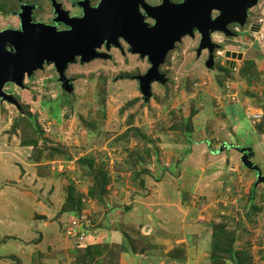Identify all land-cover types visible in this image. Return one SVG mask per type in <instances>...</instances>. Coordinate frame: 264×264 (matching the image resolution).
Returning <instances> with one entry per match:
<instances>
[{"label": "rangeland", "instance_id": "1", "mask_svg": "<svg viewBox=\"0 0 264 264\" xmlns=\"http://www.w3.org/2000/svg\"><path fill=\"white\" fill-rule=\"evenodd\" d=\"M29 1L38 4L36 16H47L50 0L24 2ZM59 1L68 5V0ZM17 9L16 0H0V30L11 21L12 25L17 24L18 19L10 14ZM248 13L263 25L260 33H243L240 43L229 41L225 35L226 40L216 43L218 51L231 48L241 53L242 58H236L233 69L220 68V63H224L222 57H215L213 62L207 55H196V40L182 34V40L159 67L164 81L153 80L147 95L142 93L137 76L144 74L150 64L146 57L130 52L126 44L118 48L110 46L106 51L101 49L104 57L85 62L77 58L68 64L61 88L56 84L57 74L52 64L25 75L20 87L6 85L4 89L13 93L20 109L6 101L0 103V118L10 123L4 126L7 129L3 133L19 132L20 140L27 138L21 144L38 136L43 143L32 144L35 148L32 156L45 148L53 154L55 208L60 206L58 200L63 205L71 184L77 194H82L84 211L87 214L90 210L93 217H90L91 232L102 225L96 223L99 217L96 218V207H100L101 213L103 209L107 212L106 202L110 200L116 205L118 201L120 209L116 211L122 216V205L139 203L143 209L150 208L152 216H157L161 227L156 226L155 230L158 227L162 239L169 242L176 237L189 239L179 241L173 250V255L182 256L185 264H211L212 257L218 264L240 261L264 264L261 162L253 156L250 158L251 147L240 146L243 139L229 142L223 139L219 133V128L223 132L222 125L211 115L207 121L210 111L206 114L208 108H215L220 118L223 107L229 118L237 116L235 122L243 128L239 137L247 130L264 136V112L258 110L264 103V0H258ZM245 23L240 27L245 28ZM218 31L224 34L223 30ZM202 53L207 54V49ZM238 102L253 112L244 114L242 109L229 105ZM251 114L262 117L254 120ZM232 142L240 146L235 150L237 154L228 145ZM195 151L198 172H192L191 181L185 180L189 169L182 164L188 158L191 161L189 156ZM226 154L232 158V166L224 160ZM80 157L90 160L92 166L87 170L82 168L77 161ZM102 177L107 178L106 190L103 199L98 200L87 193L92 187L95 189ZM149 200L155 204L148 206ZM141 232L148 234L149 229L142 227ZM191 233L194 235L188 238ZM122 235L118 242L104 243L102 253L89 264L167 263L168 260L161 262L160 254L144 256L146 248L151 246L149 235L147 239L129 235L131 242L126 233ZM95 244L91 241L84 247ZM231 244L232 249L226 250ZM125 249L137 259L129 261L123 255Z\"/></svg>", "mask_w": 264, "mask_h": 264}, {"label": "crops", "instance_id": "2", "mask_svg": "<svg viewBox=\"0 0 264 264\" xmlns=\"http://www.w3.org/2000/svg\"><path fill=\"white\" fill-rule=\"evenodd\" d=\"M229 105H232L233 108H238V110L242 109L244 114L249 110L253 112L249 108L245 109L242 103L239 102ZM222 108H220V113L224 114H221L220 118L216 116L218 110H215V108L210 110L208 108L206 114L208 116L209 111L210 114L207 121L212 116V119L222 125L223 132H220L219 128V133L227 142H229L228 140L236 141V139L240 138V141H242L243 139V145L240 144V146L245 149L248 147L252 148L250 158L253 156L254 160L256 158L261 162L260 170L264 174V138H262L264 136H258L247 130L244 136L242 134L239 137L240 130L243 128H239V124L236 123L237 116L229 118ZM258 110L264 112V103H261ZM7 125L9 126L10 123L2 121L0 118V126H2V129H0V264H71L74 261V254L70 251L74 248V244L65 235V228L70 220L74 218V215L68 212H60L63 202L61 200H58L59 208H55L54 190H56V177L54 166L52 167L54 162L53 154L45 150L48 148H45L42 153L35 157L32 156L35 149L34 146L28 142L21 144L27 138L23 141L20 140L19 132L15 134L3 133L7 129L4 126L7 127ZM42 143L43 140L39 138L38 144ZM233 143L228 145L234 151L233 153L237 154L235 150L238 149L239 144L237 142L236 144ZM196 152L189 156L191 161L188 158L182 164L183 168L189 169L184 175L183 179L185 180L190 179L191 181L192 179L189 176L192 175V172L194 174L198 172L197 163L199 160ZM233 153L232 155H234ZM193 158L194 165L192 163ZM224 160L229 166H232L233 160L230 155L227 156L226 154ZM146 187L149 189V184H146ZM149 201L151 203H148V206L155 204L153 200ZM119 205L118 201L115 205L108 200L106 202L107 212L103 209L101 213L100 207L95 208L96 212H98L96 218L99 216L96 223L102 222V225L92 231L93 234L87 237V243L95 241L97 244H104L110 243V241L112 243L114 240V242H118L116 240L122 239L123 233H126V236L130 235L132 238L133 236L142 235L147 239L146 235H149L148 242L151 246L146 248L144 256L155 253L160 254L161 262L168 260V264H185L182 256L178 257L175 253V256L173 255V250L180 244L179 241L182 243V241H189V239L183 240L176 237L174 240L170 238V242L168 239H162L158 234V227L155 230L156 226L161 227V225H158L157 216L151 215L152 211L150 208L143 209L139 206V203L128 206L122 205L124 213L121 216L116 211L120 209ZM105 214H107V218ZM87 215L93 218L90 210ZM108 222L114 225L111 226ZM142 227L145 230L149 229L148 234L141 232ZM175 235L177 234L175 233ZM193 235L194 233L189 234L188 238ZM125 250L126 252H123V255L129 261L133 262L137 259L130 255V250Z\"/></svg>", "mask_w": 264, "mask_h": 264}, {"label": "water", "instance_id": "3", "mask_svg": "<svg viewBox=\"0 0 264 264\" xmlns=\"http://www.w3.org/2000/svg\"><path fill=\"white\" fill-rule=\"evenodd\" d=\"M258 0H184L182 3H163L159 7H147L157 23L147 29L136 9V0H101L97 8H89L81 17H69L63 12L60 20L67 25L64 30L42 22H31L30 12L22 16V30L0 32V96L5 82L22 83L25 74H32L43 64H53L59 80L64 83V72L71 62H82L105 54L97 49L105 44L118 47L119 38L126 41L129 51L146 57L150 66L137 76L140 89L147 95L151 82L164 81L159 67L169 51L180 40L181 33H190L192 27L200 33L199 48H213L210 32L223 30L226 23L244 22L248 10ZM213 10L220 14L211 19ZM5 39L15 41L16 54L5 47ZM241 59V53L225 51L229 58ZM226 60L228 66L229 60Z\"/></svg>", "mask_w": 264, "mask_h": 264}, {"label": "flooded vegetation", "instance_id": "4", "mask_svg": "<svg viewBox=\"0 0 264 264\" xmlns=\"http://www.w3.org/2000/svg\"><path fill=\"white\" fill-rule=\"evenodd\" d=\"M24 1L25 0H16L18 9L10 12L11 15H13L14 17H16L18 19L17 24H15L17 26L12 25L11 24L12 21H11L9 23L10 25L1 29L0 32L6 31L7 29L10 31H13V30L21 31L22 27H23L22 16H23L25 11L30 12L31 22H33V23L42 22V23H45L48 25L55 26L56 29H58V30H64L67 28V25L60 20V17H62L63 12L67 13L69 17H81L84 15L86 9L97 8L101 0H68V3H67L68 5H66L65 2H61L59 0H50V5H49L50 8H49V11L47 12V16L45 18H39L38 16L35 15L36 12H34V11L36 9H38V4H35V3L32 4V2H30V1L27 3ZM183 1L184 0H136V9L138 11V14H139L142 22L144 23V26L147 29H150L152 26H154L157 23V18L150 14V11L147 10V7H159L163 3L166 4L167 2L170 4H177V3H182ZM249 10H248V12H249ZM3 12H5V11H3ZM248 12H247V15L244 19V22L242 23V24H244L245 21L248 20L245 23L246 24L245 28H242V26L240 27L241 24L238 21H230V22L226 23V25L223 29L224 34L219 32L218 30L211 31L210 32V39H211V42L214 44L213 48H211V49H209L208 47L202 48V49L199 48V42H200L201 36H200V33L198 31H195L196 29L193 26L191 32L185 33V34L192 37V39L194 38L196 40V46L197 47L195 49V54L196 55H204V56L207 55L208 58L211 59L213 62L215 61V57H217V58L222 57V59H224V63H220L221 64L220 68L226 67L228 69L229 68L233 69L236 65L237 56L235 55V58H229L228 59V57L225 56V51L230 50L231 52L238 53V50H232L231 48H228V49L222 48L221 51H218L219 48L217 47V44H220L219 42L226 40L225 35L228 36L229 41L233 40V41H236L237 43H240L241 42L240 39L244 37L243 33H250L252 35L254 33H260L262 31L263 25L254 21L253 19H251L250 15L248 16V14H249ZM211 14H212L211 19H215L220 14V11L219 10H213ZM3 16L6 17L5 15L2 14V17ZM181 35H182V33H181ZM187 35H185V36H187ZM198 35H199V37H198ZM181 40H182V37L180 38L179 41H181ZM117 43L120 46L125 45V44L127 45L126 41L122 38H119ZM4 44H5V47L7 50L16 54L17 49L19 47H17V44L15 41L5 39ZM111 47H115V46H111ZM111 47H109V48H111ZM103 48L105 49L104 51L107 50V47L105 46V44H102V46L100 48H98L97 50L104 54L105 52L103 50H101ZM128 49H129V46H128ZM203 49H207L208 53L207 54L202 53ZM169 53H170V51L168 52V54ZM227 59L229 60L228 66L226 65ZM45 65H51V64L46 63ZM43 66H44V64H43ZM53 69L56 71L54 66H53ZM56 74H57L56 78H58V76L60 77V75L57 73V71H56ZM25 75H27V74H25ZM25 78L22 80V83H24ZM56 78H55L56 84L58 82V87L61 88V86H62L61 82L62 81H60L59 78L58 79H56ZM13 86L16 87L14 84H13Z\"/></svg>", "mask_w": 264, "mask_h": 264}, {"label": "trees", "instance_id": "5", "mask_svg": "<svg viewBox=\"0 0 264 264\" xmlns=\"http://www.w3.org/2000/svg\"><path fill=\"white\" fill-rule=\"evenodd\" d=\"M30 122L32 123V121H30ZM39 138L40 137L37 136L34 139L30 140V142H28V143L36 145ZM77 161L80 162L81 167L86 169V170L88 169V167L92 166L90 160H87L84 157L77 158ZM106 181H107L106 177L100 178L98 183H96L95 189H93V187H92L87 194L89 195V193H90L93 197H95V199H98V200L103 199L102 193H104L106 190V186H105ZM73 186L74 185H71V184L68 185L67 190L69 193L66 196L65 202L61 206L60 212H68V213L73 214L75 217V216H78L79 214H81V211H82L85 203L82 200L83 199L82 194H77L75 191V188ZM127 237L129 238V240L131 242V238L129 236H127ZM231 246H233V245L231 244L228 247V249H226V250L230 251L232 249ZM74 248L71 249V251H70L72 254H74V264H89V262L92 259L94 260V257L99 256L102 253L101 248H104V244L88 245L84 248H79V247L74 246ZM81 251L84 252L82 255H80L81 253H79ZM215 259L216 258L212 257V263L211 264H218V263H216ZM241 263H242L241 261L237 262V264H241Z\"/></svg>", "mask_w": 264, "mask_h": 264}, {"label": "built area", "instance_id": "6", "mask_svg": "<svg viewBox=\"0 0 264 264\" xmlns=\"http://www.w3.org/2000/svg\"><path fill=\"white\" fill-rule=\"evenodd\" d=\"M250 117L255 120L261 118L262 115L251 114ZM90 226V217L83 210L81 214L70 220L65 228V235L72 240L75 247H84L87 244V237L91 234Z\"/></svg>", "mask_w": 264, "mask_h": 264}, {"label": "clouds", "instance_id": "7", "mask_svg": "<svg viewBox=\"0 0 264 264\" xmlns=\"http://www.w3.org/2000/svg\"><path fill=\"white\" fill-rule=\"evenodd\" d=\"M46 64V63H45ZM44 64V65H45ZM25 78V77H24ZM14 84L15 86H17V87H20L21 85H17L16 83H14V82H5V86L3 85L2 86V88H1V93H3L4 95L2 96H0V97H4V98H6V100H0L1 102L0 103H4L3 101H6L7 102V104L9 103V104H13V106L15 107H19V103H18V101L16 100L15 102H14V95H13V93H7L6 92V89H4L5 87H6V85H8V84ZM4 87V88H3ZM15 91V90H14ZM7 108L8 109H11V107H9V106H7ZM19 109H20V107H19ZM19 112H21L20 110H19ZM20 116H23L22 115V113H20ZM93 233L91 232V234H89V236H91ZM73 243V242H72Z\"/></svg>", "mask_w": 264, "mask_h": 264}]
</instances>
